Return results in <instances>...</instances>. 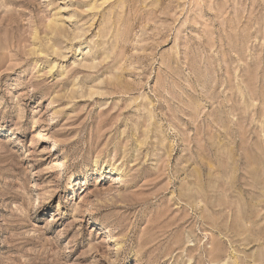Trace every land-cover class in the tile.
<instances>
[{
  "label": "rangeland",
  "instance_id": "374dc122",
  "mask_svg": "<svg viewBox=\"0 0 264 264\" xmlns=\"http://www.w3.org/2000/svg\"><path fill=\"white\" fill-rule=\"evenodd\" d=\"M0 264H264V0H0Z\"/></svg>",
  "mask_w": 264,
  "mask_h": 264
},
{
  "label": "bare ground",
  "instance_id": "6f19581e",
  "mask_svg": "<svg viewBox=\"0 0 264 264\" xmlns=\"http://www.w3.org/2000/svg\"><path fill=\"white\" fill-rule=\"evenodd\" d=\"M53 30H55V29H53ZM55 32V31H54ZM58 165H61V164H58Z\"/></svg>",
  "mask_w": 264,
  "mask_h": 264
}]
</instances>
